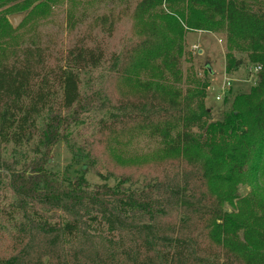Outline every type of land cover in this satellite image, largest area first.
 <instances>
[{
  "label": "trees",
  "instance_id": "obj_1",
  "mask_svg": "<svg viewBox=\"0 0 264 264\" xmlns=\"http://www.w3.org/2000/svg\"><path fill=\"white\" fill-rule=\"evenodd\" d=\"M187 1L224 19L229 42L262 64L253 92L221 120L211 119L205 85L183 93L139 79L158 60L176 73L175 41L157 27L108 58L83 40L57 53L34 44L13 59L0 54V238L11 250L0 264H264V199L239 192L245 180L264 176V5ZM162 2L141 0L137 11ZM5 17L0 11V35ZM103 61L118 78L135 76L139 88L102 96L98 142L148 130L164 140L161 158L168 159L155 176L91 185L82 173L47 167L52 148L99 102L85 97L80 72ZM8 144L32 145L37 155L20 166L2 156ZM71 150L75 160L86 155L72 142Z\"/></svg>",
  "mask_w": 264,
  "mask_h": 264
},
{
  "label": "rangeland",
  "instance_id": "obj_2",
  "mask_svg": "<svg viewBox=\"0 0 264 264\" xmlns=\"http://www.w3.org/2000/svg\"><path fill=\"white\" fill-rule=\"evenodd\" d=\"M140 1L8 0L0 8L9 24L0 35V54L4 52L2 56L13 59L20 56L25 47L34 44L57 53L83 40L88 46L99 45L108 58L112 53H121L136 44L152 27H157L175 41L173 52L179 57L174 67L176 73L173 66L163 65L158 60L143 67L138 74L139 79L159 80L183 93L205 85L204 101L211 110L213 121L221 120L227 111L243 105L245 96L257 86L262 64L240 51L237 42H229L225 20L206 6L194 5L187 0H163L141 14L137 11ZM252 2L264 5V0ZM21 12L25 15L19 24L12 25L9 16ZM102 17H106L105 23H102ZM202 19L204 26L199 28L198 23ZM239 59L243 63L235 68ZM256 66L260 68L256 69ZM110 67L108 61H103L97 67H87L80 72L85 97L94 96L99 102L94 109L84 113L80 124L67 134L68 138L52 148L46 163L49 169L63 175L82 173L91 185H115L123 176L142 181L159 174L168 160L161 158L164 140L151 136L148 130L113 138L108 146L98 142L96 120L104 115V105L107 104L102 96L109 94L115 98L120 94H133L139 88L135 76L118 78ZM91 88L97 92L93 94ZM71 142L80 149L78 152L89 156L75 160ZM1 153L3 157L20 161V166L37 155L32 145H4ZM239 192L244 197L256 194L264 199V176L259 174L255 181L252 178L245 180ZM227 208L230 210L231 205ZM10 251L7 238H0V255L7 256Z\"/></svg>",
  "mask_w": 264,
  "mask_h": 264
},
{
  "label": "water",
  "instance_id": "obj_3",
  "mask_svg": "<svg viewBox=\"0 0 264 264\" xmlns=\"http://www.w3.org/2000/svg\"><path fill=\"white\" fill-rule=\"evenodd\" d=\"M24 15L25 12L14 13L9 16V20L12 23V25L17 26Z\"/></svg>",
  "mask_w": 264,
  "mask_h": 264
},
{
  "label": "built area",
  "instance_id": "obj_4",
  "mask_svg": "<svg viewBox=\"0 0 264 264\" xmlns=\"http://www.w3.org/2000/svg\"><path fill=\"white\" fill-rule=\"evenodd\" d=\"M257 68L256 69H259L260 68V66H256Z\"/></svg>",
  "mask_w": 264,
  "mask_h": 264
}]
</instances>
